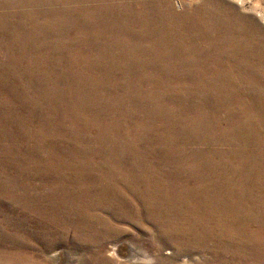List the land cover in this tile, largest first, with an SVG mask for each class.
Here are the masks:
<instances>
[{"label":"rangeland","instance_id":"1","mask_svg":"<svg viewBox=\"0 0 264 264\" xmlns=\"http://www.w3.org/2000/svg\"><path fill=\"white\" fill-rule=\"evenodd\" d=\"M235 1L0 0V264H264V0Z\"/></svg>","mask_w":264,"mask_h":264},{"label":"bare ground","instance_id":"2","mask_svg":"<svg viewBox=\"0 0 264 264\" xmlns=\"http://www.w3.org/2000/svg\"><path fill=\"white\" fill-rule=\"evenodd\" d=\"M220 2V1H219ZM235 2H237V10H238V8H240V4L242 3V0H236ZM214 6V5H213ZM204 7V6H203ZM204 9V8H203ZM225 9H226V7H225ZM228 10V9H227ZM226 10V11H227ZM207 11H208V9H207ZM232 11V10H231ZM240 13V12H239ZM205 14V13H204ZM206 15V14H205ZM215 16V15H214ZM228 16V15H227ZM235 16V15H234ZM240 17V16H239ZM222 17H221V15H220V19H221ZM214 19V18H213ZM222 20V19H221ZM220 20V21H221ZM227 23V22H226ZM220 175V174H219ZM135 183L136 184H139V185H137L138 186V188H139V186H144L145 187V191L148 193V190H151V188L149 187V185H151V183H149V182H146V181H140V180H136L135 181ZM136 186V187H137ZM172 187V186H171ZM204 187V186H203ZM168 188H169V186H164V192L166 191V190H168ZM175 190V188L174 187H172V190ZM97 190L98 191H100V192H102V193H106V192H115V191H120L121 190V188L116 184V183H108V184H106L104 187L103 186H97ZM156 191H161L160 189H156ZM187 192H189L188 190H183L181 193H187ZM164 195V194H163ZM221 196V195H220ZM208 199V198H207ZM220 199V198H219ZM89 202V201H88ZM143 204L144 205H146L144 202H143ZM222 204V203H221ZM219 205V204H218ZM208 212V211H207ZM210 212V211H209ZM209 214H207V216H208ZM206 216V217H207ZM207 222V221H206ZM190 228H192V226L190 227ZM194 228V227H193ZM164 232L166 233V234H168V231H161L160 233L161 234H164ZM194 233V232H193ZM129 246V245H128ZM127 247H126V244H121V245H119V246H117L116 248H115V253L117 252V254L121 257V258H123V257H125V255H126V253H128L127 252ZM129 250V249H128ZM167 251V250H166ZM169 251H170V249H169ZM56 257L57 258H59L60 260H62L63 259V253L62 252H60V253H58V254H56ZM65 257V256H64ZM128 257V256H127ZM129 258V257H128ZM57 263H58V261H57ZM63 263V262H62Z\"/></svg>","mask_w":264,"mask_h":264}]
</instances>
